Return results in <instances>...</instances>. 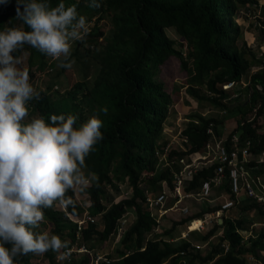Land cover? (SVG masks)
I'll use <instances>...</instances> for the list:
<instances>
[{"label": "trees", "instance_id": "trees-1", "mask_svg": "<svg viewBox=\"0 0 264 264\" xmlns=\"http://www.w3.org/2000/svg\"><path fill=\"white\" fill-rule=\"evenodd\" d=\"M46 2L53 8L61 2L66 7L75 5L78 15L88 17L86 22L99 16L95 29L88 32L83 41H76L75 54L81 48L87 51L98 50L102 44L104 32L99 27L100 15L112 14L113 22L111 41L102 55L95 56L99 61V71L93 85L86 81L76 83L67 93V98L56 101L51 100L46 92H40L33 108L49 124L51 115L77 117L80 105L76 103V95L82 91L83 103H86L93 116L96 115L103 122L101 132L104 138L86 156V167L82 169L86 175L88 172L95 173L98 181H92L93 184L84 190L88 198L85 205L78 201L75 190L70 189L66 193L73 197L75 211L69 206L66 212H62L57 207L58 202L54 203L53 208L43 210V221L47 225L51 224L50 236L58 235L62 241H68L70 249L85 246L89 252L99 253L100 251L96 252V245L117 240L120 221L127 219L131 211L135 218L119 239L122 248L118 249L117 258L110 253H103L113 260L111 264H248L246 257L255 260V264H264V227L251 234L252 223L244 218L254 212L264 218V203L248 197L245 189L237 196L232 190L228 167L220 187L214 186L213 189L220 199H224V203L232 201L234 205L224 211L223 223H216L203 237L205 241H209L222 230V235L210 253H193V243L188 240H184L178 247H172L163 237L154 235L152 239H146L158 227L147 206V197L158 196L165 182L173 189V169L179 170L178 166H164L160 172L157 171L160 164L157 151H162L165 145L161 147L159 144L164 123L175 112L172 94L157 79L161 67L172 57L178 59L182 69L188 73V93L193 98L241 115L237 128L227 136V148L231 152L230 141L234 134L241 136L243 144L248 140L251 142L250 161L244 166L254 189L261 192V187L264 186V164L257 163V156L264 151V126L259 123V118L264 115V60L255 59L250 63L246 56L250 54L256 57L252 49L246 47L245 42L242 46L238 45L243 39L242 28L237 22L238 15L248 3L254 1L99 0V9L89 7L90 0ZM7 28L31 31L16 18V4L8 2L0 3V32ZM168 29H174L187 42L186 53L177 49L175 41L167 34ZM261 34L264 39V21ZM23 53L29 54V64L31 67L37 65L39 74L53 70L57 63V60L28 44L18 47L14 55L21 57ZM251 68L260 69L250 78L245 100L239 104H226L224 100L231 95L223 87L242 82L246 71ZM201 85L206 86L210 96L197 91L195 87ZM103 107L108 108L107 115L100 112ZM255 110L256 116L247 119V113ZM85 122L87 121L77 117L74 127ZM223 122L224 120L208 119L199 114L192 115L183 131L188 142L186 148L173 150L168 160L179 162L189 155L205 153L211 138L209 129L212 128L215 135L222 138L224 134L219 125ZM239 158L242 161V154ZM218 167L219 164L215 163L198 170L184 184V192L190 195L199 193L204 183L214 180ZM122 184H127L132 196L114 203L108 195L106 185L117 188ZM224 203H214L183 222L197 221L206 214H214L222 209ZM234 209L241 214L236 219L229 216ZM86 212L91 217H101L102 230L96 224L86 223L78 231L75 221L83 219ZM62 214L73 222L67 228V235ZM247 233L250 235L246 238L244 234ZM224 244L229 246L227 252ZM107 245L103 249H107ZM64 251L60 250L61 253ZM57 255L51 250L39 254L38 264H59L55 261ZM84 255L78 261L77 255L72 254L60 264H92V256ZM35 256L36 254L29 253L16 257L14 264H31Z\"/></svg>", "mask_w": 264, "mask_h": 264}, {"label": "clouds", "instance_id": "clouds-1", "mask_svg": "<svg viewBox=\"0 0 264 264\" xmlns=\"http://www.w3.org/2000/svg\"><path fill=\"white\" fill-rule=\"evenodd\" d=\"M88 6L99 9L101 3L90 0ZM16 18L31 31L0 32V264H14L16 257L49 250L58 259H69L68 241L34 230L45 218L43 210L56 202L75 211L73 197L66 195L70 189L84 191L98 181L95 173L86 175L82 169L86 156L104 138L103 122L94 115L74 127L76 116L51 115L50 124L43 118L23 124L27 102L38 99L39 93L14 53L28 44L59 61V67L71 69L75 63L70 59L71 44L88 35L86 18L78 15L75 5L66 7L61 2L53 8L46 0H16ZM100 112L107 115L108 108Z\"/></svg>", "mask_w": 264, "mask_h": 264}, {"label": "rangeland", "instance_id": "rangeland-1", "mask_svg": "<svg viewBox=\"0 0 264 264\" xmlns=\"http://www.w3.org/2000/svg\"><path fill=\"white\" fill-rule=\"evenodd\" d=\"M254 1L253 3H248L245 9L241 10V13L238 15L237 22L242 28L243 39L238 42L239 46L243 45V42L246 43V47L252 49V53L256 57H252V55L248 54L246 59L251 63L255 59L264 60V39L261 38V31L263 29V21H264V0H250ZM8 4H16V0H7ZM100 23L99 27L104 32V36L102 39V44L98 47V50L95 51H87L84 48H81L78 53L75 54L76 44L77 42H73L71 44V60H74L75 63L73 64L71 69L61 68L58 66L59 61L54 65V69L45 73L39 74V69H37V65L31 67L29 64V54L23 53L20 57L22 63L20 67L23 70H26L29 75V83L32 84L35 91L40 94V92H46L47 95L51 98V100H61L63 98H67L69 95L67 93L73 89L76 83H80L82 81H86L89 85H93L94 80L99 71V61L96 58L97 55H102L105 51L107 44L111 41L113 36V22H112V14L105 13L100 15ZM99 17V16H98ZM98 17H94L90 22L87 23V28L89 27L88 32L95 29L96 24L98 23ZM86 18V17H85ZM88 18V17H87ZM86 18V19H87ZM92 22V23H91ZM167 34L170 39L174 40L176 43V47L179 50H182L184 53L187 52V42L181 38L174 29H168ZM75 54V55H74ZM96 56V57H95ZM264 63V62H263ZM254 69H248L243 76L242 82L237 83L233 86L227 85L223 87L224 90L228 91L231 95L230 98L224 100L228 105L239 104L243 102L247 96L246 89L249 85L250 78ZM188 73L182 69L181 63L178 59L172 57L168 59L165 64L161 67V73L158 76V81L162 83L165 89L172 94V101L174 105L175 112L170 114L164 123V131L159 140V144L161 147L167 144L173 143L174 147L178 150H183L186 148L188 142H185V138L183 136V131L190 123V117L195 114L202 115L208 119H219L224 120V122L219 125L220 129L222 130L224 137L228 136L231 132H233L237 128V122L241 120V115L234 112H229L223 110L222 108L216 107L215 105L211 104L208 101H199L196 98H193L188 93ZM230 86V88H229ZM197 91H199L202 95L210 96L209 92L205 85H201L195 87ZM83 95L82 91L78 92L76 95L77 101L76 103L80 105V110L78 111L77 117L79 119H84L87 121L93 115L91 114L88 106L86 103H83ZM37 99H32L27 102L28 107V116L25 117L24 121L22 122H30L33 118H41L40 114L34 110V105ZM82 103V104H81ZM258 108V107H257ZM256 110L253 112L247 113V119H253L256 116ZM259 123L264 126V115L259 118ZM164 168L163 164H159L158 172H160ZM164 170V169H163ZM250 170V169H249ZM251 171V170H250ZM251 176V175H250ZM93 184V183H91ZM91 186V185H90ZM89 186V187H90ZM106 189L108 195L112 197L113 202L117 203L119 201H123L128 197L132 196V191H130L127 187V184H122L120 187L115 188L112 185H106ZM76 196L79 202L83 205L87 203L88 198L86 197L84 191H80L78 188L75 189ZM217 195V193H215ZM172 199V198H171ZM224 199L217 198L213 202H209V200L204 199L203 202L195 204L193 208L194 211H204L210 205L212 206L214 203L217 204L219 202L224 203ZM62 212V209L59 205L57 206ZM110 207V205L108 206ZM130 215L126 219L128 225L130 226L133 222L135 216L130 211ZM229 213H227L228 215ZM62 218H64V226L66 227V235L69 233L68 227H71L73 222L67 219V216L62 214ZM229 216L233 217L234 219L241 216L237 209H234L230 212ZM70 219L72 217L68 215ZM193 217V216H191ZM95 220V224L97 225L99 230H102L103 224L101 217H92ZM188 218H185L182 213L172 212L169 214L162 221L161 228L159 227L158 230H154L153 234L147 236L146 239H152V237L159 236V238L163 237L165 240H168V243L172 247H178L182 245L183 241L185 240L182 236V232L185 230L187 231V224L188 222H183ZM244 218L252 223L250 229H252V233H256L263 229L264 227V218L257 213H251L245 215ZM195 223H201V221L197 220L190 224L192 232L187 239L191 241L193 244L191 249L195 254L206 255L210 253L213 249V246L216 244L221 231L217 233V236L213 238V240L205 241L203 237L207 234V231L210 227H213L216 223V220L213 219L212 224L205 226V230L195 231L198 229H194ZM201 227V225H200ZM51 224L47 225L46 222L42 221L40 227L36 229L37 233L40 232H48L50 235ZM250 234H244L247 238ZM181 237V239H179ZM110 242V243H108ZM208 242V243H207ZM108 243V245H107ZM107 249H103L106 247ZM122 248V243L119 240L107 241L105 244L96 245L95 249L96 252L100 251L102 254H108L117 258L118 249ZM39 254H36L34 260H32L31 264H38L39 261ZM77 260H81L85 255L84 254H76ZM58 256V255H57ZM248 264H255V260L251 257H246ZM64 260V259H63ZM55 261L57 263H62L61 259L56 257ZM43 264V263H42ZM195 264H199L195 262Z\"/></svg>", "mask_w": 264, "mask_h": 264}, {"label": "built area", "instance_id": "built-area-1", "mask_svg": "<svg viewBox=\"0 0 264 264\" xmlns=\"http://www.w3.org/2000/svg\"><path fill=\"white\" fill-rule=\"evenodd\" d=\"M90 22V21H87ZM92 23V22H91ZM87 25V23H86ZM89 30V27H88ZM55 60V59H54ZM260 69V68H259ZM256 68L254 71L257 72L259 70ZM233 86V84H230ZM229 86V88H230ZM227 86H225L226 88ZM209 133L211 134L210 142L207 145V150L205 153H195L189 155L188 158L180 159L179 162L176 160L169 161V155L172 153L173 150H178L174 147L173 143L167 144L162 148V151H157V157L160 159V163L163 166H174L179 168L173 169L174 175V188L171 189L167 182L163 184L162 192L154 197L148 196L146 203L147 206L152 213V216L156 219L158 223V227H160L161 219L172 209H179V205L182 203L183 200L191 198V197H198L207 199L210 197L211 193L213 192V187H218L222 184L223 178L225 175L226 167L230 168V179L232 183V190L233 192L239 196L241 191L245 189V193L248 197L253 198L258 203H264V186L261 187V192H258L254 189L252 182L249 178V173L246 170L244 164L250 161L251 153H250V146L251 142L248 140L246 143L241 142V136L239 134L232 135V139L230 141L231 152L228 151L227 148V136L218 138L215 135V132L212 128L209 129ZM187 142V139L184 140ZM242 154V161H240L239 155ZM257 163L264 164V151H262L259 156H257ZM218 163L219 167L216 171V176L213 181L206 182L202 186L201 190L197 194H186L184 192V184L191 180L194 174L198 170H202L212 164ZM174 199V203L172 207H167L166 209V202L170 199ZM59 204L57 203V206ZM234 203L232 201H226L222 209L217 211L214 214H210V221H208L207 225L212 224L213 219L216 220V223L222 224L223 223V215L224 211H227L233 207ZM183 213H188V209L180 208ZM66 211V209H64ZM78 225V231H80L86 223L95 224V220L86 212L84 218L78 221H75ZM215 223V224H216ZM129 227L128 222L125 219L120 221V225L118 226V237L119 240L126 229ZM203 228V225L201 226ZM226 252L229 250V247L225 244L223 245ZM71 250L72 254H90L92 256V264H111L113 260H110L106 257V255L99 253H92L87 250L85 246H81L80 248L73 247ZM191 251V250H190ZM63 253V252H62ZM65 260V259H64ZM63 261V260H62Z\"/></svg>", "mask_w": 264, "mask_h": 264}, {"label": "crops", "instance_id": "crops-1", "mask_svg": "<svg viewBox=\"0 0 264 264\" xmlns=\"http://www.w3.org/2000/svg\"><path fill=\"white\" fill-rule=\"evenodd\" d=\"M256 68H254V70H255ZM254 73H255V71H253ZM247 98H249V96L247 97ZM220 186H218L217 188H219ZM215 193H216V191H215V189H213V192L211 193V195H210V197L209 198H207V200H209V202L211 201V202H213L214 200H216L217 198H219L217 195H215ZM173 201H175L174 199H170L169 201H167L166 202V209H167V207H172V203H173ZM204 201V199L203 198H198V197H191V198H188V199H185V200H183L182 201V203L179 205V209H172L171 211H169L162 219H161V221H160V228H161V226H162V221L166 218V217H168L169 216V214L170 213H174V212H177V213H182V215L185 217V218H188V217H191V216H194V215H197V214H199V213H201L202 211H194L193 209H195V208H193L194 206H195V204H198V203H201V202H203ZM180 208H184V209H188V213H183L182 211H181V209ZM199 221H201V226L203 225V228L202 227H199V229L198 230H195V231H202V230H205V226H208L207 224H205V223H207L208 221H210V214H206L205 216H204V218H202V219H198ZM196 220H193V221H191V222H189L187 225V228H188V230L186 231H184V232H182V236H183V238L185 239V240H188L187 239V237L192 233V232H194V231H192L191 230V227H190V224H192L193 222H195ZM195 225H196V223L194 224V229H196L195 228ZM215 225V224H214ZM213 227H210V229L209 230H211ZM208 230V231H209ZM207 231V232H208ZM221 231V234H220V236L222 235V230H220ZM203 232V231H202ZM217 236V234L213 237V238H215ZM219 236V237H220ZM213 238H211L210 239V241L211 240H213ZM179 239H181V237L179 238ZM189 241V240H188ZM225 245V244H224ZM227 246H228V244H226ZM229 247V246H228Z\"/></svg>", "mask_w": 264, "mask_h": 264}, {"label": "bare ground", "instance_id": "bare-ground-1", "mask_svg": "<svg viewBox=\"0 0 264 264\" xmlns=\"http://www.w3.org/2000/svg\"><path fill=\"white\" fill-rule=\"evenodd\" d=\"M200 225V223H196L195 228L197 229L198 227H200Z\"/></svg>", "mask_w": 264, "mask_h": 264}]
</instances>
